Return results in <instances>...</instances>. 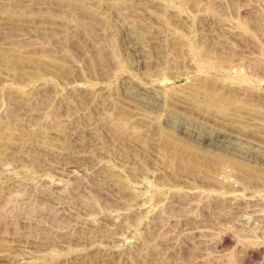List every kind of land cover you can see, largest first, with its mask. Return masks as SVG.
<instances>
[{"label":"rangeland","instance_id":"374dc122","mask_svg":"<svg viewBox=\"0 0 264 264\" xmlns=\"http://www.w3.org/2000/svg\"><path fill=\"white\" fill-rule=\"evenodd\" d=\"M263 170L264 0H0V264H264Z\"/></svg>","mask_w":264,"mask_h":264},{"label":"bare ground","instance_id":"6f19581e","mask_svg":"<svg viewBox=\"0 0 264 264\" xmlns=\"http://www.w3.org/2000/svg\"><path fill=\"white\" fill-rule=\"evenodd\" d=\"M202 54H206V53L203 52ZM204 83L206 84V82H204ZM204 83L201 82V80L200 81L196 80L195 83L191 87L189 86L188 91H187L188 92L187 95H188V97H190L189 102L191 101L193 104H196V105H197V103H200V105L205 110H210V109H212V110L214 109L216 111L217 110L220 111V109L221 110L222 109L227 110V108H233L234 106H237L236 104L239 102H241L242 104H246L245 102H247V100L243 101L245 99L236 95L237 93L235 94L234 93L235 91H232L234 89L229 91L227 89L229 87H227V88H225L226 92H224L221 90H214V89L208 88L212 85L207 84L208 85V87H207ZM238 91H239V89H238ZM162 144H163L162 147L165 150L170 151V149H171L173 151V153L177 149H180L181 151H183V152L186 151L187 153H190L191 155L208 156L209 158L214 160V162L218 165L220 163H227L232 168L239 170V171H243L245 173L251 174V173L255 172V170L250 169L249 167L247 168V166H244V164H242L241 162H238V161L236 162L235 159L232 160V159L228 158L227 156L220 154V153H206L205 151L202 152L192 145H188L187 143H183V142L176 140L173 136L169 135L168 133L162 134ZM181 151H179V152H181ZM259 174L263 175L262 177L264 179V170L260 171Z\"/></svg>","mask_w":264,"mask_h":264}]
</instances>
